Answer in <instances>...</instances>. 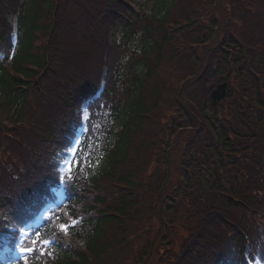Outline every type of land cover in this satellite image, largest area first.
Masks as SVG:
<instances>
[{"label": "trees", "instance_id": "trees-1", "mask_svg": "<svg viewBox=\"0 0 264 264\" xmlns=\"http://www.w3.org/2000/svg\"><path fill=\"white\" fill-rule=\"evenodd\" d=\"M126 1L0 0L3 108L24 116L27 127L35 128L33 132L29 129L32 134L22 133L18 117L10 122L12 134L19 136L18 145L6 134L0 138V156L17 154L23 160L19 164L23 172L13 176V168L0 162L4 164L0 166V259L6 258L5 248L11 244L23 207L30 206L26 214L53 196L50 189L54 179L50 177L57 158L64 155L77 102L100 72L101 53L108 45L103 23L115 7L130 15L120 21L118 41L114 39L109 46L110 74L103 101L115 105L111 108L114 124L109 127L108 140L95 157L88 156L84 165L80 157L65 205L58 218L42 229V235L53 236L54 242L45 251L29 256L27 262L14 264H142L151 247L155 264H214L225 261V256L229 264H243L246 236L254 249L264 253V0H248L243 5L240 0H225L222 5L218 0H139L144 11L137 18L130 17L134 15L125 6ZM95 4L104 10L98 11L92 29L82 27L85 19L81 14L86 12L87 17ZM228 10L230 15L225 16ZM15 19L19 41L10 56L9 33ZM182 23L186 25L180 28ZM171 25L177 26L175 32L167 29ZM210 40L216 45L209 49L219 45V50L205 54V42ZM172 44L174 48L169 49L167 45ZM188 50L203 65L216 52L220 56L215 71L198 81L204 101L207 88L220 80L229 81L230 90L215 108L207 97L199 114L197 107L178 108L179 116L185 119L201 116L204 123L199 138L210 143L205 149L196 140L195 156H186L185 160L190 158L185 168L184 157L180 159L184 177L176 182L178 187L171 197L175 206L167 210L173 216L166 224L167 214L160 213L164 198L159 197L157 202V194L170 182L162 171L153 178L146 177L147 163L142 164L146 157H141L149 155L157 144L147 140L152 134L151 127L143 128L148 123L144 115H153V108L161 105L164 93L171 89L168 82L179 79L167 76L165 69L171 67L180 51ZM242 66L246 68L240 69ZM44 87L46 97L59 93L61 103L51 117L36 120L33 112L46 113L37 101V92ZM28 109L30 116L25 115ZM208 109L211 115L207 119L204 110ZM89 124L91 132L93 124ZM190 125L196 127L194 122ZM214 133L220 151L210 165ZM192 160L198 166L204 163L206 168L190 167ZM211 172L215 179H211ZM20 175L28 176L26 180L33 186L37 183L34 194L25 201V193L32 194L33 187L13 188ZM180 207L187 209L182 218L187 235L180 249L173 252L166 228L180 231L176 227ZM61 224L67 226L66 231Z\"/></svg>", "mask_w": 264, "mask_h": 264}, {"label": "rangeland", "instance_id": "rangeland-1", "mask_svg": "<svg viewBox=\"0 0 264 264\" xmlns=\"http://www.w3.org/2000/svg\"><path fill=\"white\" fill-rule=\"evenodd\" d=\"M240 1H242V2H240L242 5L246 4L248 2V0H240ZM255 1H259V0H255ZM222 3H223L222 0L218 1V4H222ZM228 13H229V10H228V12H226L225 16L226 15H230ZM90 23H91L90 20L87 21V24H90ZM236 23H238V22H236ZM204 30H206V27L204 28ZM201 32H204V31H201ZM178 70H180V71H177V72H181L180 67L178 68ZM44 91H45V87L43 88L42 91H38L37 92V94H38V100L37 101H38L39 105H41L42 107L45 108V112L46 113L43 115L41 112H33V115L38 117V118H36V120L37 119H44L46 117H51L52 114L55 113V111L57 110V106H59L60 103H61V101L59 100V97H58L59 93H56V94H54L52 96H49V97H46ZM183 96H184V94H182V97H181L182 100H184ZM192 97L193 96L190 97L191 100L193 99ZM0 100H1V98H0ZM175 105H176V102L174 103L173 101H167L162 106L163 110H165V114L162 116V120H161L162 121V125L160 126V129L163 132V134H165V130H166L165 128H167L166 124H169V125L171 124V119H172L171 115L175 111L174 110ZM3 107H4L3 103H0V123H3V121H7V123H10V122H13L11 120L19 117L20 118V122H21L20 123V127L23 129L22 133L25 132V133H28V134H32L30 132V130L33 132V130H35V128H31L30 129V128L27 127L28 126V122H26L24 120V118H25L24 116H21V115L17 116V113L13 114L12 110L9 113V111H7ZM26 114L28 116H30L31 115V110H29V109L26 110L25 111V115ZM178 119L183 121V122H186V120H183V118L181 116H179ZM12 132H13L12 128H10L9 125H6L4 123L3 126L0 128V138H1V135H5L6 134L9 137L11 136L12 137L11 139H13L15 141L16 145H18L16 139H19L18 138L19 136L16 137V135H13ZM168 132H169V130L167 129V136L169 134ZM169 142L170 143L175 142V134H173V135L170 134ZM162 143L163 144L160 146V149L158 148V150H160V152H156L157 154H155V155H158V156L159 155H163L161 151L163 149H166V148L164 147V141ZM177 153H175V151H172L171 155H169V156L167 155L161 163H160L159 160H156L157 158L153 159L154 156L151 157L152 158V160L150 162L151 166H152L151 168L154 169L155 171L157 170V171H163V172L168 173L169 175L172 176V182H175L174 180L177 179V177L175 175V172L177 170V167H175L176 166V164H175L176 163L175 156L177 155ZM10 157L11 158L16 157V159H18L17 154H13V155L10 154V156H7L6 154L2 153V161L6 163L7 168H9V169L13 168V166L15 165L14 161H12V160L10 161V159H9ZM169 158H170V160H172V163H169ZM2 161H0V162H2ZM0 166L2 167V166H4V164H0ZM168 180H169V178H168ZM172 213L173 212L170 211V214H172ZM180 223H181V220H180ZM180 223L177 226L180 231L177 232V233L176 232L173 233V231L171 232L172 239H170V241L173 242V248L171 250H173L174 252L179 248V246L181 244V240L187 235V231L183 228V225H181ZM155 227L157 228L156 225H155ZM159 252H160V250L157 249V259H158L159 254H160ZM135 253H137V252H135ZM151 253L152 254H151L150 258L148 260L144 258L142 264H155L156 254L153 251Z\"/></svg>", "mask_w": 264, "mask_h": 264}, {"label": "snow or ice", "instance_id": "snow-or-ice-1", "mask_svg": "<svg viewBox=\"0 0 264 264\" xmlns=\"http://www.w3.org/2000/svg\"><path fill=\"white\" fill-rule=\"evenodd\" d=\"M60 228L63 229V230H65V231L67 230V226L64 225V224H61L60 225ZM36 242H37L36 240H33L32 241L33 244H35ZM44 243L47 244L48 242L47 241H44ZM20 251L21 252H31V251H33V249L32 248H21Z\"/></svg>", "mask_w": 264, "mask_h": 264}, {"label": "water", "instance_id": "water-1", "mask_svg": "<svg viewBox=\"0 0 264 264\" xmlns=\"http://www.w3.org/2000/svg\"><path fill=\"white\" fill-rule=\"evenodd\" d=\"M219 88H221V87H219ZM220 91H221V89H220V90H218L217 92L213 93L211 96H212L214 99H217V98H218V96H221V94H219V93H220ZM214 96H216L217 98H215Z\"/></svg>", "mask_w": 264, "mask_h": 264}]
</instances>
